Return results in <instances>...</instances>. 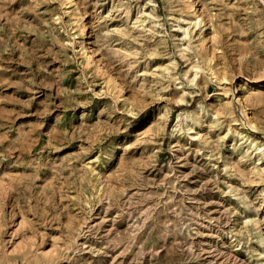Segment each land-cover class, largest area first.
Here are the masks:
<instances>
[{
  "label": "rangeland",
  "instance_id": "obj_1",
  "mask_svg": "<svg viewBox=\"0 0 264 264\" xmlns=\"http://www.w3.org/2000/svg\"><path fill=\"white\" fill-rule=\"evenodd\" d=\"M0 264H264V0H0Z\"/></svg>",
  "mask_w": 264,
  "mask_h": 264
}]
</instances>
